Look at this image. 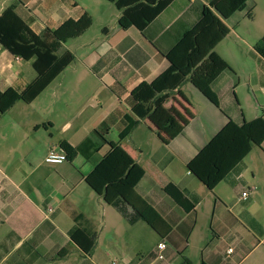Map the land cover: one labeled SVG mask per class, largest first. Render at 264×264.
I'll return each instance as SVG.
<instances>
[{"label":"crops","instance_id":"0c3cea01","mask_svg":"<svg viewBox=\"0 0 264 264\" xmlns=\"http://www.w3.org/2000/svg\"><path fill=\"white\" fill-rule=\"evenodd\" d=\"M262 1L249 0L224 21L230 34L215 51L232 70L212 85L218 106L188 80L164 102L187 122L182 134L170 139L146 118L121 141L135 105L132 92L168 70L166 55L199 23L207 1L173 0L143 34L121 28L122 11L107 0H0V17L14 8L38 36L85 14L93 19L58 53L71 52L74 62L34 102L19 101L1 116L0 264H264V142L213 191L187 168L230 122L264 120V58L255 50L264 37ZM261 14L256 36L252 26ZM36 78L31 61L0 45V94L23 92ZM105 123L106 139L146 172L137 193L159 213L158 230L144 221L130 225L86 182L110 150L98 133ZM129 139L134 148L125 146ZM86 141L63 164L45 162L51 151L62 152V143L78 148ZM169 183L185 191L192 211L163 191ZM76 227L94 235L90 251L72 240ZM161 242L167 244L163 261L157 259ZM83 244L89 248L88 239Z\"/></svg>","mask_w":264,"mask_h":264},{"label":"trees","instance_id":"16d2710c","mask_svg":"<svg viewBox=\"0 0 264 264\" xmlns=\"http://www.w3.org/2000/svg\"><path fill=\"white\" fill-rule=\"evenodd\" d=\"M122 11L120 26L124 30L137 28L145 34L152 23L173 0H107ZM199 23L184 33L181 40L166 55L170 67L152 83H143L131 97L135 103L131 114L125 117V128L120 140H125L139 125L140 120L150 118L170 139L183 133L187 122L175 111L164 107L166 93L180 89L188 80L215 106L219 100L213 91V83L220 75L232 70L230 65L215 51L230 34L224 21L235 13L244 11L249 0H206ZM93 25V19L85 14L80 20H69L56 31L47 29L36 35L19 17L14 8L7 9L0 17V45L10 54L31 61L37 73L36 80L23 92L10 89L0 94V119L19 101L34 102L75 60L74 54L59 55L63 43L78 38ZM257 53L264 58V37L256 46ZM107 123L100 127L99 134L109 145V153L93 172L86 177L87 184L113 206L130 225L146 222L154 230L162 221L157 210L137 193V187L145 177L144 168L119 144L110 142L105 134ZM62 143L61 149L72 158L82 149ZM264 142V120L258 118L243 125L230 122L220 131L187 168L209 190L213 191L251 153L254 147ZM163 191L184 211L195 207L179 186L169 183ZM73 219L81 222V215L70 211ZM72 240L90 251L95 237L89 230L76 227L71 231ZM89 240V248L83 242Z\"/></svg>","mask_w":264,"mask_h":264},{"label":"built area","instance_id":"2783aa9c","mask_svg":"<svg viewBox=\"0 0 264 264\" xmlns=\"http://www.w3.org/2000/svg\"><path fill=\"white\" fill-rule=\"evenodd\" d=\"M68 160V157L67 155L62 151L61 153H57V152H54V151H51L46 159H45V162L47 164H50V165H60V164H63L64 162H66ZM249 197V192L246 191L242 194V199L243 200H246L248 199ZM50 212H52L53 210L50 209L49 210ZM167 249V244L165 242H161L159 245H158V254H157V259L158 260H165V250ZM234 252V248H230L227 253L230 255Z\"/></svg>","mask_w":264,"mask_h":264},{"label":"rangeland","instance_id":"374dc122","mask_svg":"<svg viewBox=\"0 0 264 264\" xmlns=\"http://www.w3.org/2000/svg\"><path fill=\"white\" fill-rule=\"evenodd\" d=\"M262 9H264V0L262 1ZM263 17V15L261 14L260 16H259V20L256 22V24H254V26H252L253 27V29L255 30V35L256 36H259V34H258V32H257V25H258V23H259V21H260V19ZM233 21L234 20H232L231 21V23H233ZM255 36V37H256ZM134 139L133 140H131V139H129L127 142H126V144H125V146H127V147H132V148H134ZM123 147V146H122Z\"/></svg>","mask_w":264,"mask_h":264}]
</instances>
